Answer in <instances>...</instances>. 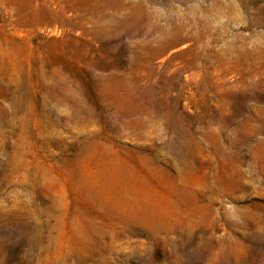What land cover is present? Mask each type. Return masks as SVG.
<instances>
[{
    "label": "rangeland",
    "instance_id": "rangeland-1",
    "mask_svg": "<svg viewBox=\"0 0 264 264\" xmlns=\"http://www.w3.org/2000/svg\"><path fill=\"white\" fill-rule=\"evenodd\" d=\"M263 53L264 0H0V264H264Z\"/></svg>",
    "mask_w": 264,
    "mask_h": 264
},
{
    "label": "bare ground",
    "instance_id": "bare-ground-1",
    "mask_svg": "<svg viewBox=\"0 0 264 264\" xmlns=\"http://www.w3.org/2000/svg\"><path fill=\"white\" fill-rule=\"evenodd\" d=\"M255 52H247V56L249 57V56H251V55H253ZM262 55V54H261ZM263 55H264V53H263ZM263 57V56H262Z\"/></svg>",
    "mask_w": 264,
    "mask_h": 264
}]
</instances>
